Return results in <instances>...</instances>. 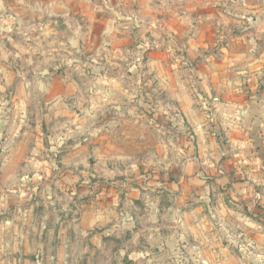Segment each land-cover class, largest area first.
Returning a JSON list of instances; mask_svg holds the SVG:
<instances>
[{
    "label": "rangeland",
    "instance_id": "1",
    "mask_svg": "<svg viewBox=\"0 0 264 264\" xmlns=\"http://www.w3.org/2000/svg\"><path fill=\"white\" fill-rule=\"evenodd\" d=\"M200 1L190 0L192 3ZM204 1L211 4L215 0ZM218 1L226 3L228 8L226 12H219L222 17L216 14L226 23L223 30L219 29L226 38L248 30L246 23L234 28L232 20L241 22L239 15L243 22L255 17V14H248V9L239 11V1L247 5H254V1L260 6L264 4V0ZM8 2L13 7L10 14L23 6L18 0ZM25 2L27 9L20 10L21 16L32 19L31 32L36 43L40 42L43 32L49 44L45 46L46 42L41 40L43 47L56 50L58 55L51 66L41 68L39 59L30 64L33 68L39 66L38 70L46 69L49 75L26 77L52 90L26 95L29 100L43 99L40 114L44 137L39 141L40 151H29L37 142L33 139L23 141L26 151H4L6 140L1 141L0 221L6 223L12 219L16 209L11 206V199L16 190L24 201L30 195L36 198L24 203L20 210L31 211L35 218L44 215L49 238L55 240L57 227L62 232L58 242L62 243L64 251L59 264H121L117 261L120 246L133 239L144 247L160 245L175 249L177 264H191V260L184 259L183 247L200 242V237L191 235L190 229L197 230L200 235L199 219L208 215V210L190 202L184 186L188 178L184 172L188 157L198 154V151H184L188 144H195L194 132L186 117L207 120V115L214 110L210 103H198L204 98L200 93L188 92L192 107L185 112L178 101L181 93L177 91L176 96L166 87L163 74L158 77L150 72L153 63L163 72L171 61L170 37L164 27L174 23L176 14L167 10L168 0ZM208 9L212 7L209 5ZM258 13L264 18V12ZM204 30L200 27L201 34ZM20 33L22 31L18 37ZM262 48L257 47L255 51ZM197 54L200 53L194 52L195 61L201 59ZM3 65L6 70L9 68L7 63ZM0 82L10 84L7 79H0ZM12 82L15 84L14 79ZM63 84L75 86L74 90L69 88L63 93L68 107L54 109L52 103L44 104L53 100L55 86ZM94 85L108 89L95 94L92 93ZM6 88L0 90V96L9 101L16 91L10 86ZM73 94L79 95V105L71 104ZM95 96L96 109L92 104ZM39 110L30 109V127L34 135ZM55 112L59 113L55 115ZM65 133L75 135L61 141L57 139ZM9 144L12 142L7 141L6 145ZM255 157H260L257 163L264 166V151H257ZM242 178L245 177L239 178V182L245 181ZM18 182L21 192L15 188ZM212 206L208 207L209 213L215 215ZM120 213L133 217L128 221L133 225L132 230L146 229L140 233L144 236L134 238L129 233L106 236L109 228L115 224L119 226ZM192 213L194 218L190 219ZM154 229L159 231L154 232ZM187 255L189 259L191 255L198 256L199 251L187 252Z\"/></svg>",
    "mask_w": 264,
    "mask_h": 264
},
{
    "label": "crops",
    "instance_id": "2",
    "mask_svg": "<svg viewBox=\"0 0 264 264\" xmlns=\"http://www.w3.org/2000/svg\"><path fill=\"white\" fill-rule=\"evenodd\" d=\"M18 2L23 5L19 7L20 10L23 8L26 11L25 0ZM238 3L239 11L246 12L248 9V14H255V17L243 22V17L239 15L241 22L232 20L234 28L240 26V23H246L248 30L226 38L219 30H223L226 23L216 15L222 17L219 12L228 11L226 3H220L218 0L211 4L204 0L198 3H192L190 0H168L167 10L176 14L174 23L169 22V25L164 27L168 29L170 37L171 61L163 72L160 66H154V63L150 70L158 77L163 74L166 87L175 92L176 96L177 91L181 93L178 101L185 112L192 107L188 92L198 95L200 93L204 98L200 97L202 100L197 102L206 105L210 103L214 110L207 115V120L204 117L196 120L186 117V122L194 132L192 140L195 144H188L184 151H198V154L188 157L184 167L188 178L184 181V186L188 191V200L208 210V215L205 214L206 216L203 215L199 219L200 235H197V230L190 229L191 235L200 237V242L183 247L186 252L184 259L186 262L191 260V264H264V166L257 163L260 157H255L257 151H264V18H260L261 13L257 15V12H264V4L260 6L255 1L254 5L240 4V1ZM244 4L246 8H243ZM209 5L212 9H208ZM11 9L13 7L8 0H0V79H7L10 83L6 85L0 82V90H6V86H10L16 91L9 101L0 96V144L2 140H6L3 143L6 148L4 151H26L24 142L33 139L37 142L29 151H40L39 141L44 137L40 114L43 99L29 100L26 95L52 91L44 83L32 82L31 79L36 74L49 75L46 69L41 68L43 65L51 66V61L56 60L58 52L45 50L41 42L46 39L42 36L43 32L41 35L37 33L40 35V42L37 44L31 32L32 19H27L26 15L22 17L20 10L10 14ZM30 9L29 7L28 10ZM204 12L207 14H203ZM160 27L162 28V25ZM200 27L205 28L202 34ZM20 31L21 37H18ZM45 46H49L48 42ZM260 46L263 48L255 51ZM194 52L200 53L201 55L197 56L201 59L195 61ZM38 59L41 60L40 70L39 66L30 67V64ZM4 63L8 64L7 70ZM27 76L31 79H27ZM94 86L92 93L104 90L103 86ZM55 88L57 91L52 97L53 100H44V104L52 103L54 109L68 107L63 93L69 88L74 90L75 86L63 84ZM76 88L80 91L77 85ZM109 88L111 90V87ZM79 102V95L73 94L71 104L79 105ZM92 104L96 109V96ZM31 108L40 109L36 114L40 116L35 121L36 135L30 127ZM58 113L55 112V115ZM76 118H79V114ZM74 135L65 133L57 139L61 141ZM7 141L12 144L6 145ZM241 177H245L242 178L245 179L244 182H239ZM15 188L21 192L19 182ZM13 192L15 194L11 199V206L13 205L16 211L10 222L0 221V264H59L60 255L64 251L62 243L58 242L62 232H59L57 227L54 231L55 240L49 238L43 223L46 219L44 215L35 218L31 211L20 210L24 203L36 198L30 195L24 201L16 190ZM1 200L0 197V220ZM209 205H213L215 215H210ZM119 215V226L115 224L109 228V234L106 236L115 234L118 237L128 233L138 238L144 236L140 233L146 229L138 232L132 230L133 225L128 221L133 217L127 213ZM175 216L172 215L173 220ZM189 218H194V214ZM56 220L57 223L58 214ZM20 225L26 227L22 228ZM156 230L159 231L154 229V232ZM134 240L121 244L118 263H178L175 249H165L160 245L144 247ZM196 250L199 251L198 256L191 255L189 259L186 258L187 252Z\"/></svg>",
    "mask_w": 264,
    "mask_h": 264
}]
</instances>
